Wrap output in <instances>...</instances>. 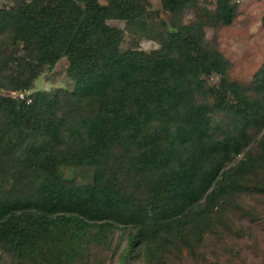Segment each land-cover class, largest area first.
<instances>
[{
	"label": "trees",
	"instance_id": "trees-1",
	"mask_svg": "<svg viewBox=\"0 0 264 264\" xmlns=\"http://www.w3.org/2000/svg\"><path fill=\"white\" fill-rule=\"evenodd\" d=\"M191 1L161 7L176 13ZM214 4L212 14L167 28L150 51L121 49L124 30L108 23L144 32L146 0L0 6V91L4 70L16 68L10 90L28 91L35 68L62 57L75 83L53 94H0V247L19 263L75 264L83 244L117 226L130 228L118 264L138 255L150 264L171 235L191 253L200 230L238 198L264 196V61L252 91L228 77L230 61L203 28L231 24L237 7ZM4 40L21 55L7 57ZM212 112L225 118L215 131ZM63 167L88 168L90 178L78 182Z\"/></svg>",
	"mask_w": 264,
	"mask_h": 264
},
{
	"label": "rangeland",
	"instance_id": "rangeland-1",
	"mask_svg": "<svg viewBox=\"0 0 264 264\" xmlns=\"http://www.w3.org/2000/svg\"><path fill=\"white\" fill-rule=\"evenodd\" d=\"M16 0H0V6H13ZM105 4L106 0H99ZM237 7L235 17L229 25L205 26V40L207 45L216 47L222 55L230 61L228 77L252 91L255 72L264 61V0H232ZM215 0H194L189 2L181 12L170 13L163 10L161 0H146V8L150 17L144 32L135 33L123 20L111 19L108 23L124 30L120 48H139L150 51L159 47L158 38L167 28H175L181 23H189L196 16L212 14ZM6 56H20L19 47L11 48L8 40H4ZM13 51V54L11 53ZM68 60L60 58L51 69L37 66L38 75L33 80L30 93L45 90L51 94L61 90H72L75 83L67 75ZM3 71L4 85L0 91L2 95H14L16 90H10L8 78L15 75L16 68ZM217 76L205 77L207 84H215ZM25 95V94H24ZM211 127L224 123L225 118L217 112L211 114ZM256 137L253 140V152H257ZM69 176L78 182L88 181L90 169L62 168ZM264 174V172H263ZM127 184L134 185L129 179ZM135 195L140 197L141 191L137 186L130 187ZM240 204L228 207L220 213L214 223L200 230L203 241L195 244L196 249L189 253L182 236L171 235L172 242L167 240V252L157 255L150 264H264V196L253 194L248 198H238ZM233 211V213H231ZM130 228L117 226L106 232L102 242L95 240L83 244V252L75 264H118V253L126 243ZM187 228L186 238L191 243L195 236ZM199 233V232H198ZM195 241H192L194 245ZM169 250V251H168ZM0 264H22L12 255L0 247ZM125 264H147L143 256L128 258Z\"/></svg>",
	"mask_w": 264,
	"mask_h": 264
},
{
	"label": "built area",
	"instance_id": "built-area-1",
	"mask_svg": "<svg viewBox=\"0 0 264 264\" xmlns=\"http://www.w3.org/2000/svg\"><path fill=\"white\" fill-rule=\"evenodd\" d=\"M15 95H17L19 98H24V94L21 91L15 92Z\"/></svg>",
	"mask_w": 264,
	"mask_h": 264
}]
</instances>
